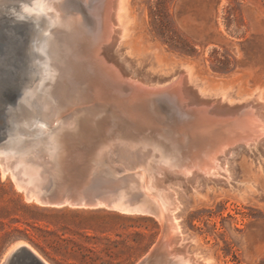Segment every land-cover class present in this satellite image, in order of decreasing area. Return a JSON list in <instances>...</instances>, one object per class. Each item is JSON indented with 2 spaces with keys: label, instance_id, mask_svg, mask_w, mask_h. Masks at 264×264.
I'll return each mask as SVG.
<instances>
[{
  "label": "bare ground",
  "instance_id": "obj_1",
  "mask_svg": "<svg viewBox=\"0 0 264 264\" xmlns=\"http://www.w3.org/2000/svg\"><path fill=\"white\" fill-rule=\"evenodd\" d=\"M21 3L30 5L24 12L34 23L19 22L12 15L20 11ZM129 11V0H0V133L14 126L150 130L166 151L169 174L156 178L153 185L143 175L145 193L155 206L154 214L144 217L157 219L161 229L153 248L137 264H213L211 258L189 251L192 242H184L176 217L182 204L171 185L193 192L204 183L232 186L229 161L242 149L256 151L264 145V93L232 101L228 91L204 89L190 66H182L177 75L168 67L155 69L164 74L158 83L146 76L142 79L139 67L126 66L116 52L118 43L129 35L124 26ZM18 30L26 31L27 38ZM39 88L36 105L27 109ZM36 110L41 124L35 119ZM23 153L15 146L0 147L1 171L12 177L28 202L42 206L17 177L22 169L30 178L42 174L38 167L16 161L17 155L28 154ZM119 212L138 215L125 209ZM19 246L33 252L29 255L35 263L49 264L26 242L10 248L3 264Z\"/></svg>",
  "mask_w": 264,
  "mask_h": 264
},
{
  "label": "rangeland",
  "instance_id": "obj_2",
  "mask_svg": "<svg viewBox=\"0 0 264 264\" xmlns=\"http://www.w3.org/2000/svg\"><path fill=\"white\" fill-rule=\"evenodd\" d=\"M129 8L132 20L124 22L129 35L116 52L126 66L139 67L142 79L158 83L164 74L155 69L168 67L177 75L190 66L204 89L228 91L232 101L264 93V0H129ZM18 32L27 38L26 31ZM39 94L40 88L27 109L33 110ZM229 169L232 186L204 183L193 192L168 182L182 204L176 217L184 242H192L189 251L213 264H264V145L242 149ZM160 229L154 217L28 202L0 168V264L21 242L49 264H137L157 242ZM12 264L38 263L19 252Z\"/></svg>",
  "mask_w": 264,
  "mask_h": 264
},
{
  "label": "water",
  "instance_id": "obj_3",
  "mask_svg": "<svg viewBox=\"0 0 264 264\" xmlns=\"http://www.w3.org/2000/svg\"><path fill=\"white\" fill-rule=\"evenodd\" d=\"M13 146L21 155L28 152L26 156L17 155V162L38 167L42 173L30 178L22 169L17 177L35 192L43 207L125 209L151 216L155 206L145 193L146 183L153 185L156 178L169 174L166 151L150 130L35 126L0 133V147ZM19 252L30 258L29 253L33 254L27 247H20L8 257L7 264H12Z\"/></svg>",
  "mask_w": 264,
  "mask_h": 264
},
{
  "label": "clouds",
  "instance_id": "obj_4",
  "mask_svg": "<svg viewBox=\"0 0 264 264\" xmlns=\"http://www.w3.org/2000/svg\"><path fill=\"white\" fill-rule=\"evenodd\" d=\"M22 7H20V11L16 12L13 11L12 15L15 17V19L19 22H25L31 20L34 23V18L27 17V13L24 12V7L30 6L28 3H21Z\"/></svg>",
  "mask_w": 264,
  "mask_h": 264
}]
</instances>
